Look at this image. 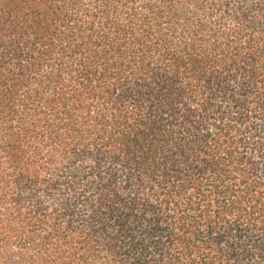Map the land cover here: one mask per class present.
I'll return each instance as SVG.
<instances>
[{
  "label": "trees",
  "instance_id": "16d2710c",
  "mask_svg": "<svg viewBox=\"0 0 264 264\" xmlns=\"http://www.w3.org/2000/svg\"><path fill=\"white\" fill-rule=\"evenodd\" d=\"M0 264H264V0H0Z\"/></svg>",
  "mask_w": 264,
  "mask_h": 264
}]
</instances>
